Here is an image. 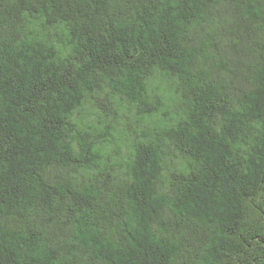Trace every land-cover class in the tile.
<instances>
[{"label":"trees","instance_id":"trees-1","mask_svg":"<svg viewBox=\"0 0 264 264\" xmlns=\"http://www.w3.org/2000/svg\"><path fill=\"white\" fill-rule=\"evenodd\" d=\"M0 264H264V0H0Z\"/></svg>","mask_w":264,"mask_h":264}]
</instances>
